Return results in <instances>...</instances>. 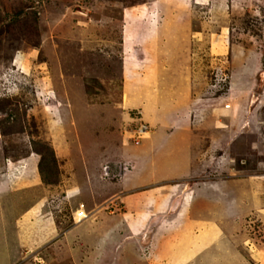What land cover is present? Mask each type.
Here are the masks:
<instances>
[{"label":"rangeland","instance_id":"obj_1","mask_svg":"<svg viewBox=\"0 0 264 264\" xmlns=\"http://www.w3.org/2000/svg\"><path fill=\"white\" fill-rule=\"evenodd\" d=\"M0 264H264V0H0Z\"/></svg>","mask_w":264,"mask_h":264},{"label":"crops","instance_id":"obj_2","mask_svg":"<svg viewBox=\"0 0 264 264\" xmlns=\"http://www.w3.org/2000/svg\"><path fill=\"white\" fill-rule=\"evenodd\" d=\"M118 184L122 186V182H119ZM126 214H127V213H124V216H125ZM77 240H79V239H77Z\"/></svg>","mask_w":264,"mask_h":264}]
</instances>
